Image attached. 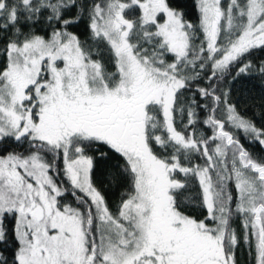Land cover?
<instances>
[{
	"label": "snow or ice",
	"instance_id": "6c2138e0",
	"mask_svg": "<svg viewBox=\"0 0 264 264\" xmlns=\"http://www.w3.org/2000/svg\"><path fill=\"white\" fill-rule=\"evenodd\" d=\"M192 7L0 0V264H264V0Z\"/></svg>",
	"mask_w": 264,
	"mask_h": 264
},
{
	"label": "trees",
	"instance_id": "16d2710c",
	"mask_svg": "<svg viewBox=\"0 0 264 264\" xmlns=\"http://www.w3.org/2000/svg\"><path fill=\"white\" fill-rule=\"evenodd\" d=\"M192 3L193 0H176L177 6L184 8L188 13L187 18L195 22L196 13L192 7ZM81 31H83V26H81ZM261 56H264V53H255L252 58L254 61H257ZM105 59H107V57ZM109 70H111V68H109ZM231 99L236 103L238 111H240L242 115L254 119L257 127L264 125V78L257 75L245 81L244 89H234ZM241 142L244 143L245 147L249 148V150L253 153L264 155V153L259 151L258 145L249 143L247 140L243 139V137ZM112 163H115V161H108L104 165L98 166L96 172L94 173V179L96 180L97 185L104 189L110 206L114 208L119 200L122 187H118L116 189H112L110 187L105 188V182L103 181L102 176V168H106ZM193 191H195V189H193ZM66 199L70 200L71 197H66ZM184 210L191 215L198 217L201 215V210L195 207H186ZM236 226L239 227L238 222ZM237 258L239 264H254L247 252L244 250L243 245H241V247L237 250Z\"/></svg>",
	"mask_w": 264,
	"mask_h": 264
}]
</instances>
